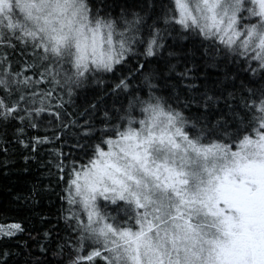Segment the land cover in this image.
Here are the masks:
<instances>
[{
    "label": "snow or ice",
    "instance_id": "snow-or-ice-1",
    "mask_svg": "<svg viewBox=\"0 0 264 264\" xmlns=\"http://www.w3.org/2000/svg\"><path fill=\"white\" fill-rule=\"evenodd\" d=\"M0 130L52 145L65 229L0 223V264H264V0H0Z\"/></svg>",
    "mask_w": 264,
    "mask_h": 264
},
{
    "label": "trees",
    "instance_id": "trees-1",
    "mask_svg": "<svg viewBox=\"0 0 264 264\" xmlns=\"http://www.w3.org/2000/svg\"><path fill=\"white\" fill-rule=\"evenodd\" d=\"M109 2L112 3L113 14H119L125 0H109ZM132 2L133 0H128V3ZM164 3H170V0H164ZM182 43H187V41H182ZM209 71L214 70L210 69ZM111 83L110 79L105 78L104 84L88 89L75 98V103L81 105L85 104L86 101L102 100L101 112L98 114L99 117H102L103 108L105 106L110 107L113 103V98L106 95V86ZM97 126L99 127L100 125L97 123ZM2 131L0 130V132ZM12 134L13 130L9 129L8 135L11 137ZM45 134L46 130L44 128H28L23 138L27 141L29 137L43 136ZM2 146L0 144V147ZM7 147V155L0 152V223L23 222L27 231L18 238L19 243L23 244L27 241L31 250L43 261L45 257L40 254L39 245L35 240L29 239L28 233L30 232L32 237H36L40 244L55 247V242L58 239L57 233L63 235L65 231L63 221L58 220L60 200L57 194L60 193L61 189L56 185L55 176H49L47 168L42 164V162H47L49 158L48 152L52 145L44 144L38 146V151L33 154L36 158H30L27 163L24 157L29 155V152L17 144L15 140H12ZM53 171L55 170L53 169ZM49 184L51 188L45 194L44 199L35 206L34 210L30 211L29 207L23 205L22 201L16 200L17 196H27L34 185L48 186ZM41 215L46 216L50 223H41ZM49 229L53 230L50 239H42L43 232ZM37 230H39V235ZM5 247L13 252L20 251L15 239L0 241V248ZM47 259H54L50 251L47 253ZM20 260H22L21 257H14L9 264H17Z\"/></svg>",
    "mask_w": 264,
    "mask_h": 264
}]
</instances>
